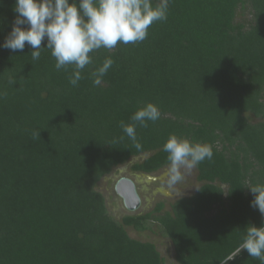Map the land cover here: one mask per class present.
I'll list each match as a JSON object with an SVG mask.
<instances>
[{"label":"trees","instance_id":"obj_1","mask_svg":"<svg viewBox=\"0 0 264 264\" xmlns=\"http://www.w3.org/2000/svg\"><path fill=\"white\" fill-rule=\"evenodd\" d=\"M14 5L0 0V43ZM31 51L0 48V264H165L127 231L149 229L164 202L119 220L96 187L143 153L131 171L167 167L170 134L213 149L197 166L200 188L158 217L177 264H262L239 246L248 224L264 223L248 188L264 182V121L249 114L264 117V0H170L142 42L90 53L77 86L50 49ZM149 102L160 118L143 127L131 117ZM121 121L136 124L139 149Z\"/></svg>","mask_w":264,"mask_h":264},{"label":"clouds","instance_id":"obj_2","mask_svg":"<svg viewBox=\"0 0 264 264\" xmlns=\"http://www.w3.org/2000/svg\"><path fill=\"white\" fill-rule=\"evenodd\" d=\"M170 0H15L11 31L0 48L22 52L27 45L32 49V59L39 60L43 49H50L57 70L72 67L69 82L77 86L83 79L81 73L92 64L90 53L114 49L118 43L135 44L148 36V29L157 21H166ZM46 41V46L42 42ZM114 61L105 58L92 73L94 85L99 86ZM160 118V110L154 103L139 108L131 120L147 127V121ZM124 133L137 142L136 124L121 121ZM167 153L168 183L182 181L185 173L193 171L205 159L211 160L210 144L193 142L188 138L170 134L163 145ZM253 195L250 206L264 217V182L248 187ZM239 252L246 250L250 257L264 264V223L257 227L248 224Z\"/></svg>","mask_w":264,"mask_h":264},{"label":"rangeland","instance_id":"obj_3","mask_svg":"<svg viewBox=\"0 0 264 264\" xmlns=\"http://www.w3.org/2000/svg\"><path fill=\"white\" fill-rule=\"evenodd\" d=\"M248 22L253 18L252 12L247 10ZM261 101L264 103V92ZM251 115L250 122L258 123L264 121V117L257 118ZM148 153H143L139 156L132 157L126 164L119 166L112 173L104 176L100 182H98L96 190L100 191L105 197L108 211L116 218L122 219L126 214H144L149 211H153L158 203L164 202L162 212H155L153 217L149 221V229L138 231L133 227H127L128 234L131 238L153 242L157 246L158 251L164 258L165 264H177L175 256V248L172 240L166 236L163 232L162 225L158 220L159 216L163 215L165 211L171 210V205L178 199L183 197H189L195 193L201 186L197 179V167L190 173H185L182 181L175 185H169L168 183V166L162 170L144 174L131 171L130 167L138 159H144ZM126 176L132 178L138 187L139 194L141 196V205L136 211H129L115 190V185L120 177ZM224 189H228L227 185H223ZM226 195V194H225ZM160 214V215H159Z\"/></svg>","mask_w":264,"mask_h":264},{"label":"water","instance_id":"obj_4","mask_svg":"<svg viewBox=\"0 0 264 264\" xmlns=\"http://www.w3.org/2000/svg\"><path fill=\"white\" fill-rule=\"evenodd\" d=\"M147 156H145L144 158H146ZM115 190L117 194L122 198L125 207L129 211L132 212L139 209L142 202L141 196L139 194L137 184L132 178L126 176L120 177L115 185Z\"/></svg>","mask_w":264,"mask_h":264}]
</instances>
